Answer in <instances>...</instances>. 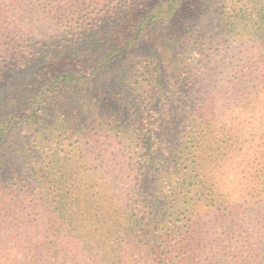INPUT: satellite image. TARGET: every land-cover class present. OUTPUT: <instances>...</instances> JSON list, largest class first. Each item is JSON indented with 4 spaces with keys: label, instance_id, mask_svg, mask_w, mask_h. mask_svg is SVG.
<instances>
[{
    "label": "trees",
    "instance_id": "trees-1",
    "mask_svg": "<svg viewBox=\"0 0 264 264\" xmlns=\"http://www.w3.org/2000/svg\"><path fill=\"white\" fill-rule=\"evenodd\" d=\"M226 1L235 13L226 34L248 37V95L226 97L217 82L226 65L212 55L183 79L184 119L166 122L161 93L136 96L127 101L133 121L115 131L101 105L127 84L123 71L105 69L110 55L94 60L105 44L80 38L43 55L22 45L11 52L1 38L15 27L14 10L35 8L0 0V264H264V0ZM163 7L136 18L107 12L119 25L111 36L162 24L152 47L158 70L183 41ZM68 21L70 32L100 33L92 20L79 29ZM83 116L103 125L85 132ZM181 126L174 147L170 129ZM24 160L23 179L9 177Z\"/></svg>",
    "mask_w": 264,
    "mask_h": 264
},
{
    "label": "rangeland",
    "instance_id": "rangeland-1",
    "mask_svg": "<svg viewBox=\"0 0 264 264\" xmlns=\"http://www.w3.org/2000/svg\"><path fill=\"white\" fill-rule=\"evenodd\" d=\"M224 1L227 2L226 0H29L31 6L35 8L33 9L35 13L26 14L16 8L12 17L15 27L12 29L9 27L7 36H2L1 40L7 43L6 49H11V52H14L18 45H22L27 53L42 51V55L53 48L54 44L62 41L72 42L74 45L80 43V38H85L89 43L102 41L105 46L101 50H95L94 54L97 56L94 60L105 62L103 60L110 55L105 69L116 74L123 71L124 75L123 77L115 75L111 81L112 84H119L118 76L123 78L122 83L127 84L126 90H119V93L112 97V101L106 103L107 105H101L100 113L116 122L114 130L119 131L126 127L127 121L129 123L133 121L131 120L133 111L127 101L139 96L149 102L157 93L163 94L165 102L168 103L164 117L166 122L171 124L176 117L180 119L185 117L187 98L182 88L184 77L189 76L191 70L196 73L204 65H209V61L213 59L212 55L221 54L223 57L221 64L226 65V71L219 73L217 77L220 87L229 91L226 97H231L236 92H239L240 96L248 95V81L242 82L244 70L248 67L243 65L248 63L250 56L248 37L236 40L226 34L224 28L227 26L223 21L231 19L235 13L225 5ZM159 2L163 3V9L175 15L172 20L173 31L177 32L178 37H182L183 41L180 45L179 57L174 53L171 62H163L158 70L152 47L163 40L162 29H158L162 24L156 23L152 28L141 31L139 34L135 32L136 30L133 32L130 30L132 28H127L120 35L111 36V29L119 25L108 21L107 12L124 11L127 17L136 18L138 15L146 14ZM91 6H98L97 10L93 11ZM68 20L73 22L71 25H74L76 29H79V26L89 27L87 23L92 20V23L99 27L100 33L93 31L83 33L86 30L84 28L82 35L81 30L70 32ZM127 23L128 20L124 23L125 27ZM184 23L187 26L186 30L183 28ZM247 30L248 27L242 26L235 30V35ZM185 57H193L190 67L180 64ZM158 85H162L163 88L160 89ZM238 103L240 102L236 104ZM238 110L240 109L237 108L236 111ZM229 113L227 112L226 117H232L233 114ZM91 120L92 118L85 120L83 116L81 129L85 132L94 131L98 128V124L101 127L104 122ZM174 127L170 129V134L172 135L171 143L176 147L179 137L182 136L183 126L179 127L178 131ZM120 146L119 139L116 138L109 149L116 152ZM24 165L26 166L25 160L24 164L10 170L9 177L23 179ZM149 192L150 190L148 194Z\"/></svg>",
    "mask_w": 264,
    "mask_h": 264
}]
</instances>
